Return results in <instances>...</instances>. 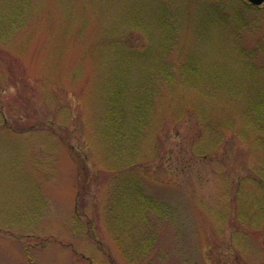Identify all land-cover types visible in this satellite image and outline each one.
<instances>
[{"label":"rangeland","instance_id":"obj_1","mask_svg":"<svg viewBox=\"0 0 264 264\" xmlns=\"http://www.w3.org/2000/svg\"><path fill=\"white\" fill-rule=\"evenodd\" d=\"M185 61L197 63L203 83L256 74L264 84V3L0 0V264H264V215L251 200L264 191L250 181L242 192L256 191L238 198V181L261 171L263 152L225 131L218 134L223 143L209 147L204 136L193 150L204 120L198 112L175 120L177 106L161 103L143 133L126 116L117 138L129 142L124 155L114 150L134 155L149 128L154 137L141 149H159L160 167L174 171L152 174L147 163L139 182L176 215H131L128 202L118 207L111 146L102 144L109 109L118 105L109 100L112 85L134 101L145 76L163 67L179 75ZM217 108L203 111L228 124ZM85 156L87 175L78 168ZM161 177L177 187L160 185Z\"/></svg>","mask_w":264,"mask_h":264},{"label":"trees","instance_id":"obj_2","mask_svg":"<svg viewBox=\"0 0 264 264\" xmlns=\"http://www.w3.org/2000/svg\"><path fill=\"white\" fill-rule=\"evenodd\" d=\"M167 69L163 67L160 68L156 74L148 75L147 77L145 76L141 85L142 92L138 97L134 96V101L122 100L125 95L115 91L116 86L112 85V97L109 100L118 105L113 109H109L110 120L106 121L105 124L106 130L109 131L106 132L102 139V144L104 141L107 146L108 144L111 146L112 153L109 151L107 159L110 160L108 166L116 171L114 178L115 182L119 184V188L116 187L118 188L116 195L119 196L118 207L124 210L125 204L127 202L130 203L126 205L130 207V211L128 212L131 215H163L166 211L170 212L172 215H176V209L172 208L167 201L163 199L160 200L156 196H154L153 199L150 198V195L144 192L139 182V180L142 181L140 179L141 176L138 173L142 170L139 168L147 163L152 166V174L160 168H163L167 176L168 173H173L174 171L172 165H167L165 167L162 165V167H160L161 164L158 162L159 157H157L159 149L155 152L154 148L149 147L148 150L150 153H146V149H141L143 139L146 141L150 135H153L154 137V134H152L151 131L149 132V122H152V125H154L155 117L158 114L159 105L161 103L162 109H169L170 107L177 106V110H172L173 112H171L174 115L172 119L178 120L189 118L192 113L193 115H196L195 113L197 112L203 117L204 120L200 121L201 126H198L199 137L192 145L194 148L193 150L199 147L198 143L206 138L204 136H209L210 138L209 147L216 145L219 141V144L223 143L225 141L224 137L220 140L218 134H220V131H225L224 134L226 136L236 137L243 141H254L255 143L253 144L258 150L262 151L264 155V140L262 141L264 136V84L260 81L259 75L250 74V76H246L241 80H232V82L221 81V77H216L214 79V84H212L200 82L198 75L201 72V68L198 69L197 63L194 61H185L179 65V68L175 70L179 75L172 72V70L169 71ZM145 79L150 81L151 85H147ZM258 83L259 87H257V89L252 87ZM172 84L176 85V87H172ZM69 96L75 99V94L73 92H70ZM163 98H166L167 101L159 102ZM130 103H134L135 108L128 111L127 106H129ZM201 104L204 105L203 109L211 108V105H216L221 114L228 115L226 117L229 120L227 121V118L223 120V123H226L227 121L228 124H220L221 121H218L216 117L207 116L203 109H200L199 105ZM193 111H195V113ZM126 116L129 117V120L132 118L136 119L135 122L139 124L137 127L138 132L143 133L148 127V124L149 128L146 137L138 139V150L135 154L122 157L114 150L113 145H116L115 148H120V150H122V155H124V148H126L129 138L127 135L118 138L117 136L121 132L123 121L127 118ZM114 122L115 126L109 125ZM175 123L177 126V122ZM107 125L109 126L107 127ZM51 126H53V124ZM221 128H225V130H220ZM180 136V132L174 134L175 139ZM212 139L214 141H212ZM89 145L90 143L88 139L82 146L83 151H85V148ZM207 146L208 145L203 148L205 151L204 155H206ZM104 147L106 146L104 145ZM111 155H113V157ZM72 156L76 159L78 158V153L72 150ZM86 160L87 158L85 156L83 161H80V166L78 167L80 171L82 170L84 174L86 173L85 175L89 173L83 164V162L87 164ZM112 162L114 165H110ZM262 165L263 168L261 171L260 169L257 170V175L254 178L244 177L238 181L240 188L239 199L246 201L247 197H250L248 195L252 194V191H256L251 190L249 193L246 191L242 192L241 187L250 181L260 183L259 186L261 192L264 191V161ZM183 168L184 166L181 165L179 169ZM88 169L90 170V168ZM75 174L76 183H79L77 172ZM153 177L154 176H152V178ZM171 178L172 177H161L159 179L160 185L177 187L172 184L174 181ZM129 194L131 195V198H127ZM258 194L253 193L254 196L251 197L252 205L256 210H259L260 214L258 215H264V203L262 199L264 198V195L258 196ZM113 199H110L108 202V208L111 205L110 203L118 202L115 198ZM164 205H167V207L165 208ZM243 208L246 209L247 207ZM245 211L247 212V210Z\"/></svg>","mask_w":264,"mask_h":264},{"label":"water","instance_id":"obj_3","mask_svg":"<svg viewBox=\"0 0 264 264\" xmlns=\"http://www.w3.org/2000/svg\"><path fill=\"white\" fill-rule=\"evenodd\" d=\"M250 1L251 3L255 4V5H260L264 2V0H248Z\"/></svg>","mask_w":264,"mask_h":264}]
</instances>
